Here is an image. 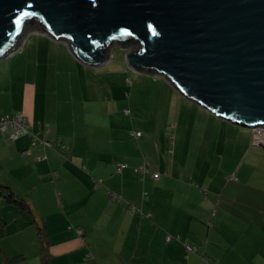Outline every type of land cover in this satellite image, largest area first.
Returning <instances> with one entry per match:
<instances>
[{
  "label": "crops",
  "instance_id": "0c3cea01",
  "mask_svg": "<svg viewBox=\"0 0 264 264\" xmlns=\"http://www.w3.org/2000/svg\"><path fill=\"white\" fill-rule=\"evenodd\" d=\"M79 61L66 42L38 28L0 58V115L21 112L32 129H42L40 136L65 145H32L27 136L11 139L9 128L0 131V182L37 212L50 263L264 264V213L259 207L248 211L240 199H223L229 182L219 190L214 185L212 154L220 152L219 166L224 159L215 130L230 127L200 105L167 106L174 104V93L182 94L153 72L136 81H152L166 93L157 94L162 107L156 113L149 107L146 122L133 94L127 96L129 114L123 112L127 107L120 114L108 96L104 108L90 107L86 78L102 70ZM119 70L114 73L124 74ZM126 81L131 86V78ZM201 121L206 127L201 139L185 135ZM133 129L141 135L132 136ZM121 162L126 167L118 172ZM141 164L160 177L141 179L133 170ZM0 217L5 228L0 264H41L39 234L28 214L2 203ZM185 243L197 251L186 254Z\"/></svg>",
  "mask_w": 264,
  "mask_h": 264
},
{
  "label": "water",
  "instance_id": "95a60500",
  "mask_svg": "<svg viewBox=\"0 0 264 264\" xmlns=\"http://www.w3.org/2000/svg\"><path fill=\"white\" fill-rule=\"evenodd\" d=\"M32 24L91 67L132 43L128 68L219 118L264 126V0H0V58Z\"/></svg>",
  "mask_w": 264,
  "mask_h": 264
},
{
  "label": "rangeland",
  "instance_id": "374dc122",
  "mask_svg": "<svg viewBox=\"0 0 264 264\" xmlns=\"http://www.w3.org/2000/svg\"><path fill=\"white\" fill-rule=\"evenodd\" d=\"M32 28H35L36 30L37 27H32L31 25L27 26L20 38V41L26 38ZM134 47L135 45L131 43L125 44L124 47L118 44H114L110 48V57L108 63L100 67H92L91 70L95 68L94 70L102 71H98L100 73L95 74L94 76H87L85 91L88 97H92L87 99L88 106L104 108L108 105V103H106V96H108L109 99L112 100V102L117 103L116 108L118 105L117 110L119 111V113L122 112L124 107H129L131 109L133 108L130 105H127L128 94L129 96L133 94V97H135V99L138 97V109L140 111L139 118L143 122H146L147 118L151 115L146 114V112L149 111V107H153L155 113L157 112L156 106L162 105V99L159 98L157 94L159 92L166 93V89L159 84H156L152 81H147L146 79L140 80L138 82L136 81L138 80V77H143L144 75L150 73L137 72L133 69L128 68V66L126 65L125 54L128 49L133 50ZM79 62L83 64V62ZM123 62L125 66H123ZM88 67L90 68V66ZM119 69H123L125 71L124 74H121V72L114 73L120 71ZM126 77L131 78V86L129 85V82L126 81ZM111 93H113V95H111ZM142 94L144 96L143 99L140 98ZM181 96L174 93V104H168L167 106L173 108L176 104V108L178 109H182L185 106L195 109L199 108L198 104L182 96L183 98H185L184 102ZM100 97L101 99L103 97L104 102L100 101ZM181 101L183 102V104ZM90 102L92 104H90ZM154 118L157 119L155 115ZM150 123L152 125L156 123V121L153 120V116ZM226 123L230 127L229 130L226 128L223 129V132L215 130V138L217 139L215 142H218L216 148L217 150H221V152L224 154V159L222 160V165H220V167L218 165V153L220 152H215L214 154H212L216 156V159L214 160V162L216 163L214 185H218L219 190L220 187H222L223 185L225 186L227 182H229V185L227 186L229 190L224 192L222 196L223 199H240L241 203L246 206V209L248 211L255 210L256 207H259L261 212L264 213V148L258 145V143L264 144V128L259 126L256 128H248L227 120ZM204 125L205 121H201V126H195V128H193L194 130L191 131V134L188 131V134L185 135H189L190 137L194 136L196 139H201L206 129ZM185 129L188 130V128ZM207 130L210 131L212 129L207 127ZM143 132H145L144 129ZM251 132L252 141L250 138ZM180 133L181 132L178 133V136L180 135ZM208 138L209 137H206V139ZM228 175H235V178L227 179ZM219 181H221L220 184ZM193 182H195L196 186L198 187H204L197 184L194 180ZM209 184L210 183L207 184L208 187Z\"/></svg>",
  "mask_w": 264,
  "mask_h": 264
},
{
  "label": "trees",
  "instance_id": "16d2710c",
  "mask_svg": "<svg viewBox=\"0 0 264 264\" xmlns=\"http://www.w3.org/2000/svg\"><path fill=\"white\" fill-rule=\"evenodd\" d=\"M33 23V22H32ZM34 24H32L31 26H33ZM131 41V40H129ZM132 44V43H131ZM125 110H128V113H125ZM124 114H129L130 113V110L129 108H125L123 110ZM17 113V112H15ZM14 114V113H13ZM13 114H8V115H13ZM4 115H7V114H2L0 116H4ZM212 115L217 119V120H221L224 122L223 118H220L215 116L213 113ZM227 126H229L227 123H226V120L224 122ZM3 133L6 131V130H1ZM134 131H139L140 134L139 136L141 135V130H137V129H133L131 130V134L132 136L134 137H139V136H135L134 135ZM42 133V129H39L38 130H34L31 128V124L28 125V132H25V133H22L20 135H18L17 137L13 138L10 136V131L8 130V136L11 138V139H17L21 136H27L30 140V143L32 145H35L36 142H40L43 146H46V147H51V148H54V149H62L65 147L64 143L60 142V141H55V142H52L46 138H43L42 136H40L39 134ZM251 141H252V132H251ZM46 142H49V145L46 144ZM252 143V142H251ZM41 157V156H40ZM120 164H124V167H126V164L125 163H118L117 166H116V170L118 172H120L123 168L121 169H118L119 165ZM141 165H144L145 168H147L148 171L144 172V173H141L139 172L138 170H136V168H138V166L134 167V172L137 173L141 179H144L148 174L149 176H151L152 179L154 180H157L159 177H160V173L158 171H153L150 167H147L146 164H141ZM153 172H158L159 173V177L158 178H154L152 176V173ZM235 175H228L227 178H235L234 177ZM97 181V180H96ZM111 196L114 197L116 200H120V196L118 194H115L112 193V191L110 192ZM2 203H14L16 204L18 207H20L21 209H23L29 216V219H30V223L34 224L37 228V231H38V234H39V239H40V243H41V254H40V259H41V264H51L50 263V257H49V253L47 251V238L46 237V234L44 233V229H43V226L38 222V214L37 212L32 208V206L30 205V203L23 197H19L18 195H15L13 193V191L5 184H3L2 182H0V204ZM132 209L134 210V207L131 208V211ZM136 212V211H135ZM137 212H140L142 213L140 210L137 209ZM5 232V228H4V224H3V219H1L0 217V235H2L3 233ZM79 232V230H78ZM79 234H83L82 231L80 230ZM170 240L173 239V238H169ZM177 239V238H176ZM184 247H185V253H195L197 251V247L195 245H192V244H188V243H185L184 244ZM190 247V249L188 248ZM202 259H204L205 261L207 260V258L205 256H202Z\"/></svg>",
  "mask_w": 264,
  "mask_h": 264
},
{
  "label": "built area",
  "instance_id": "2783aa9c",
  "mask_svg": "<svg viewBox=\"0 0 264 264\" xmlns=\"http://www.w3.org/2000/svg\"><path fill=\"white\" fill-rule=\"evenodd\" d=\"M22 40H21L20 44L22 43ZM20 44L17 46V48L20 46ZM125 113H128V110H125ZM28 125H29V122H28L27 118L21 112L14 113L13 115L0 116V129L1 130H7L9 128L10 129V136L13 138L17 137L18 135H20L22 133L28 132ZM256 127H258V126H255V128ZM259 127L264 128V126H259ZM139 134H140L139 131H134L135 136H139ZM254 141H255V139H254ZM46 144L49 145V142H46ZM123 167H124V164H120L118 169H121ZM136 170H138L141 173L148 171L147 168L144 167V165L138 166V168H136ZM152 176L154 178H158L159 173L153 172ZM167 238L169 239L170 236L167 235ZM188 248L190 249V247H188Z\"/></svg>",
  "mask_w": 264,
  "mask_h": 264
}]
</instances>
